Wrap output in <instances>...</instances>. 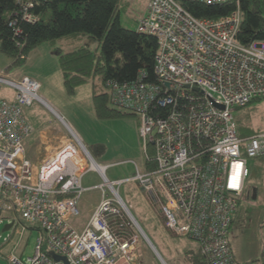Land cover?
<instances>
[{
    "label": "built area",
    "instance_id": "built-area-1",
    "mask_svg": "<svg viewBox=\"0 0 264 264\" xmlns=\"http://www.w3.org/2000/svg\"><path fill=\"white\" fill-rule=\"evenodd\" d=\"M187 1L193 0H149L139 19L138 30L158 41L156 80L141 73L133 81L105 83L109 105L141 119L145 155L155 164L145 171L137 167L130 178H108L110 164L99 162L39 94V80L0 72V223L13 222L22 235L25 220L47 236L25 260L11 251V264H141L140 234L146 237L119 191L129 181L143 189L172 234L197 242L208 264H259L236 257L230 226L251 174L248 157L264 156V130L242 137L234 115L238 107L264 99V40L238 39L241 0H194L235 3L232 12L213 18L197 17ZM31 5L23 9L26 21L35 19L28 12ZM2 86L13 91L12 98L1 94ZM36 100L69 131L38 165L27 158L25 147L35 131L25 107ZM92 169L103 179L101 198L79 230L72 219L81 215L83 193L94 187L83 185Z\"/></svg>",
    "mask_w": 264,
    "mask_h": 264
},
{
    "label": "rangeland",
    "instance_id": "rangeland-1",
    "mask_svg": "<svg viewBox=\"0 0 264 264\" xmlns=\"http://www.w3.org/2000/svg\"><path fill=\"white\" fill-rule=\"evenodd\" d=\"M148 2L149 0H120L119 15L121 23L128 28L137 30L139 19L145 14ZM82 43H88L92 49L99 46L97 40L88 37H85ZM51 46L50 41H43L37 47L38 53H35L29 63L27 62V65H23L26 70L34 66L39 72L44 73L46 80L39 79L41 82L39 94L44 96L63 118L75 128L99 162L110 164L106 172L110 180L130 178L136 173L137 167L139 170L145 171L147 158L144 151V141L140 133L141 119L135 114L126 113L117 108L115 109L125 114L98 116L94 109L92 80L76 87L73 93L68 92L63 82L62 71L59 69V62L52 58V53L56 47L60 46L63 50L69 47L66 46L63 40H58ZM0 53L4 54L1 50ZM33 54L34 52L32 56ZM54 54L58 58V55ZM3 56L7 57V55ZM5 61H7L6 58L0 59V62L4 63L0 72L4 70L11 75L13 71L21 68V66L6 68ZM11 91L5 86L1 87V94L4 96H8ZM250 104L248 107L236 109L234 111L235 118L243 120L247 113H251L253 126L258 130H264V99L254 100ZM26 116L35 128L32 137L25 142L26 145L31 144L33 156H40L45 152L42 147L39 149V134L43 129L54 131L57 135L60 132L65 135V138L69 135L65 124L40 101L36 100L30 105L29 111H26ZM243 155L247 156L245 153ZM248 160L251 174L246 180L245 193L240 199L235 221L230 230L235 255L243 261L261 254L264 241V156L248 157ZM102 181L103 179L99 173L93 169L83 177L84 186L94 187L85 192L80 200L79 204L83 214L72 219L79 230L84 227L88 220L86 217L91 214L96 204L99 203L101 189L98 185ZM254 190L257 191L256 195L253 194ZM119 191L130 205L133 215L163 257L167 252L178 251L180 254H183L184 251L187 252L183 245H188V247L197 245V242L193 239L178 237L169 232L163 223L160 212H157L151 206L143 189L136 183L125 182L119 186ZM22 221L28 227L22 235L15 231V226L4 231V226L8 222L0 223V264H11L7 259L10 251H14L23 260L33 255L41 236L44 237V244L46 243L47 236L45 233L43 234L37 227L25 220ZM9 235L10 238L6 242L5 237ZM139 242L143 250L152 249L150 243L142 234H140ZM177 243L180 244L176 246ZM16 244L17 246L14 248ZM173 247L178 248L173 249ZM156 261L162 263L160 258L159 261L157 259Z\"/></svg>",
    "mask_w": 264,
    "mask_h": 264
},
{
    "label": "trees",
    "instance_id": "trees-1",
    "mask_svg": "<svg viewBox=\"0 0 264 264\" xmlns=\"http://www.w3.org/2000/svg\"><path fill=\"white\" fill-rule=\"evenodd\" d=\"M29 2L32 5L28 12L35 17L32 21L22 18ZM185 5L200 18L224 16L236 8L234 2L207 4L193 0ZM240 6L238 39L244 44L264 40V0H241ZM119 10L120 0H0V50L13 59L12 66H23L43 41H50L53 46L63 40L69 48L63 50L59 46L54 52L68 92L73 93L76 87L92 80L96 114L100 117L125 114L109 105L105 83L108 79L133 81L141 73L146 74V80L155 81L158 41L154 35L124 26ZM85 37L97 40L99 46L92 49L88 43H82ZM251 117L247 113L245 119H236L240 136L258 131ZM146 165V168L155 166L148 161ZM234 221L235 215L230 230ZM190 258L194 264H208L200 251ZM251 260L264 264V248L261 254L244 261Z\"/></svg>",
    "mask_w": 264,
    "mask_h": 264
},
{
    "label": "crops",
    "instance_id": "crops-1",
    "mask_svg": "<svg viewBox=\"0 0 264 264\" xmlns=\"http://www.w3.org/2000/svg\"><path fill=\"white\" fill-rule=\"evenodd\" d=\"M52 47V46H51ZM38 48H36L34 50V54L32 56V54L30 56H28V63H29V60H31V58L34 57L35 53L37 54ZM2 52V51H1ZM53 52V50H52ZM3 53V52H2ZM55 52L52 53V58L57 62H58V58L55 56L54 54ZM3 55H6V54H1L0 53V59L1 58H6L7 61H5V66L6 68H11L12 66V62H13V59L10 58L9 56H3ZM25 63V65H27L28 63ZM4 63L0 62V69L2 68ZM60 67V66H59ZM19 68V67H18ZM60 69V68H59ZM23 74H27L33 78H36L37 80L41 79V80H46L45 78V75L44 73L42 72H39L37 69L34 68V66L29 69V70H26L25 68H23V66H21L20 69H16L15 71L12 72L11 75H23ZM12 92V91H11ZM8 95L9 97H13V92ZM29 107L30 106H26L25 107V114H26V111L28 112L29 111ZM32 136L28 137L25 142H27V140H29ZM39 149L42 147L45 152L42 153L40 156H33V154L31 153V144L29 145H26L25 144V147H26V155H27V158L35 165H38L39 162L43 159V157L46 155L47 151L48 150H53L55 149L56 147H58L60 144H62L65 140V135L61 134L60 132H58V135L54 132V131H50V130H47V129H43L40 134H39ZM85 187H88V186H85ZM91 187V186H90ZM87 192V191H85ZM84 192V193H85ZM83 193V194H84ZM83 196V195H82ZM81 196V198H82ZM80 198V200H81ZM80 200L78 202V205L80 207V210H81V214H83V211L81 209V206H80ZM99 202V201H98ZM98 204V203H97ZM96 204V206H97ZM95 206V207H96ZM94 210V209H93ZM92 210V212H93ZM91 212V214H92ZM91 214L86 217L87 219L90 218ZM85 216V215H84ZM7 222V221H6ZM83 222V221H82ZM87 222V221H86ZM170 232V231H169ZM171 233V232H170ZM172 234V233H171ZM176 236V235H175ZM180 243H177L176 246H178ZM152 247V246H151ZM174 248H178V247H173ZM183 248H185L186 251L183 252V254H180L178 251H174L173 253L172 252H167V254L164 255V257L159 253L158 249L156 248V246L152 247V249L148 248V250H143L141 247H140V252H141V255H140V261H141V264H159L156 259L159 261V258L161 259V262L160 264H194L192 261H191V258L190 256H192L193 254H196V253H199V246L198 244L196 246H191L188 247V245H183ZM263 248H264V241H263ZM11 252V251H10ZM159 257V258H158ZM248 259V258H247ZM245 260V259H244Z\"/></svg>",
    "mask_w": 264,
    "mask_h": 264
},
{
    "label": "water",
    "instance_id": "water-1",
    "mask_svg": "<svg viewBox=\"0 0 264 264\" xmlns=\"http://www.w3.org/2000/svg\"><path fill=\"white\" fill-rule=\"evenodd\" d=\"M254 195H256V191L254 192ZM12 225H13V222H9V223H7V224L4 226V229H3V230L5 231V230L11 228ZM139 227H140V229L142 230V232L144 233V235H145L146 239L148 240V242L150 243V245H151L152 247H154V244L152 243L151 239L149 238V236H148L147 233L145 232L144 228H143L140 224H139ZM55 257H56V258H59L60 256L55 255ZM63 259L66 260L65 258H63Z\"/></svg>",
    "mask_w": 264,
    "mask_h": 264
},
{
    "label": "clouds",
    "instance_id": "clouds-1",
    "mask_svg": "<svg viewBox=\"0 0 264 264\" xmlns=\"http://www.w3.org/2000/svg\"><path fill=\"white\" fill-rule=\"evenodd\" d=\"M240 165H237L236 168H237V171L233 173L232 175V179H231V185L232 187H235L236 186V181H237V178H238V169H239Z\"/></svg>",
    "mask_w": 264,
    "mask_h": 264
}]
</instances>
